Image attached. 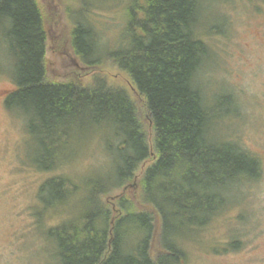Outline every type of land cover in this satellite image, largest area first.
<instances>
[{"label":"trees","instance_id":"obj_1","mask_svg":"<svg viewBox=\"0 0 264 264\" xmlns=\"http://www.w3.org/2000/svg\"><path fill=\"white\" fill-rule=\"evenodd\" d=\"M230 1L131 0L123 44L110 53L129 84L115 89L98 72L105 48L84 12L74 19L71 40L85 83H55L47 79V33L37 2L0 0V45L17 83L6 105L27 119L36 140L34 167L55 171L68 161L66 153H79L84 143L69 144L72 125L116 141L108 146L106 175L83 178L80 186L60 176L40 187L42 212L66 210V219L46 231L57 264H183L186 243L230 207L236 189L261 179L262 159L239 139L223 138L222 107L202 82L212 56L205 8ZM135 94L143 98L142 112ZM133 182L141 188L139 208L134 198L109 196Z\"/></svg>","mask_w":264,"mask_h":264},{"label":"rangeland","instance_id":"obj_2","mask_svg":"<svg viewBox=\"0 0 264 264\" xmlns=\"http://www.w3.org/2000/svg\"><path fill=\"white\" fill-rule=\"evenodd\" d=\"M35 1L47 33L48 81L85 83L82 74L86 69L75 56L71 40L74 19L81 17L82 11L105 48L99 74L106 75L108 86L127 88L129 78L113 63L110 53L123 44L124 10L131 0ZM208 6L205 10L211 12L204 13L202 23L211 28L209 31L204 27L212 56L206 64L207 70L202 71V82L211 98H216L222 107L223 138L238 143L240 140L239 145L245 151H252L262 159L263 167L257 183L236 189L228 198L230 207L200 231V236L186 243L188 256L183 264H264V3L231 0L215 3L212 9ZM1 40H4L2 34L0 44H3ZM4 50L0 45V264H57L46 231L66 219V210L60 209L62 215L57 211L42 212L40 187L60 176L76 183L83 178L106 175L110 168L108 146L116 141L107 132L99 136L97 130L89 132L87 127L72 125L73 138L69 144L74 147L84 143L79 146V153L74 157L72 152L66 153L68 161H62L55 171L36 169V140L28 134L27 119L5 104V96L17 89V83L11 61L2 53ZM134 98L142 112L143 98L137 94ZM233 100L239 105L238 115ZM136 182L130 183L134 188L131 186L126 191L112 189L109 184L112 189L109 196L134 198L139 208L142 193ZM76 201L69 206L73 207ZM235 240L240 241L236 250L230 248Z\"/></svg>","mask_w":264,"mask_h":264},{"label":"flooded vegetation","instance_id":"obj_3","mask_svg":"<svg viewBox=\"0 0 264 264\" xmlns=\"http://www.w3.org/2000/svg\"><path fill=\"white\" fill-rule=\"evenodd\" d=\"M14 92V91H13ZM13 92H11V93H13ZM11 93H9L7 96H5V104H6V100H7V97L11 94Z\"/></svg>","mask_w":264,"mask_h":264}]
</instances>
